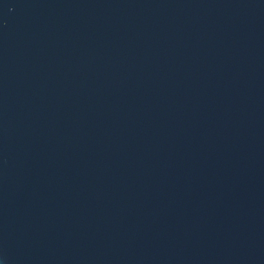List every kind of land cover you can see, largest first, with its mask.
Returning <instances> with one entry per match:
<instances>
[{"label":"water","instance_id":"water-1","mask_svg":"<svg viewBox=\"0 0 264 264\" xmlns=\"http://www.w3.org/2000/svg\"><path fill=\"white\" fill-rule=\"evenodd\" d=\"M0 264H264V0H0Z\"/></svg>","mask_w":264,"mask_h":264}]
</instances>
